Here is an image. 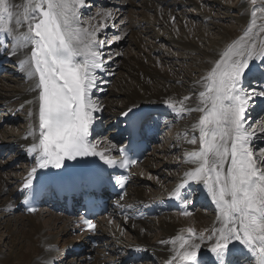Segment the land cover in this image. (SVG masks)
I'll use <instances>...</instances> for the list:
<instances>
[{
	"label": "snow or ice",
	"instance_id": "6c2138e0",
	"mask_svg": "<svg viewBox=\"0 0 264 264\" xmlns=\"http://www.w3.org/2000/svg\"><path fill=\"white\" fill-rule=\"evenodd\" d=\"M84 5L85 0H26L20 13L13 11L16 5L11 0H0V33L12 42L9 54L25 50L26 58L19 64L27 68L30 77L38 76L39 136L30 151L36 154L40 169L49 164L60 168L66 158L89 155L121 168L136 163L126 155L119 161L110 159L97 152L89 140L93 113L101 110L90 92L96 87L98 70L104 66L99 49L106 42L97 39L99 29L89 31L81 26L79 13ZM251 33L252 27L246 36ZM241 40V44L234 41L227 46L206 78L205 90L199 93L202 107L184 109V101L190 99L184 97L177 109L203 113L198 121L200 149L188 156L197 166L185 173L186 179L175 189V197L188 203L181 195L182 189L190 182H200L216 203L222 227L214 228L207 237L214 240L208 250L215 264H230L232 242H239L255 254L257 264H264V169L258 165L264 160L250 147L254 133L245 121L252 101L257 96L264 98V91L242 86L251 62L257 56L264 60V39L259 43L255 38ZM169 106L176 108L174 103ZM130 112L132 108L122 114ZM189 142L196 144V137ZM35 172L33 168L26 188L32 185ZM116 183L123 187L120 180ZM83 224L89 230L95 229L91 220L85 219ZM187 232L189 238L178 236L172 241L178 246L168 264H201V244L192 239L196 236L194 229L188 228ZM199 239L203 241L204 235L200 234Z\"/></svg>",
	"mask_w": 264,
	"mask_h": 264
},
{
	"label": "bare ground",
	"instance_id": "6f19581e",
	"mask_svg": "<svg viewBox=\"0 0 264 264\" xmlns=\"http://www.w3.org/2000/svg\"><path fill=\"white\" fill-rule=\"evenodd\" d=\"M178 1H180L181 5L190 3L196 8L200 6V0ZM25 2L26 0H11V3L16 5L13 11L22 13L23 5ZM116 3H126L129 7V9H125V11L123 12L116 9L115 14L113 15V18L115 17L119 21V23L125 22L126 24H123L119 32L124 35L127 32V29L132 28V31L129 34H132L133 36L134 46L137 47L140 51H143V57L135 59V56L133 55L131 57L130 54L131 58H125L126 60L135 59L134 62L130 63V81H132V83H130L129 85L127 84V87L125 89L113 91L114 94H121L126 100V103L124 105L117 104L115 105V107H113V109L109 107L111 104H109L108 102H104L105 97L101 96V94H103L101 91L107 81L104 80L101 73L97 72L98 80L96 82V87H94L90 92L92 100L95 101L101 108L100 111L96 112L97 115H101L102 110L109 109V111L114 115L113 121L118 124H120L122 122V119L125 117V115H123L122 113L127 112L129 108H132V111H136L143 109H138L137 107L146 106L144 110L151 112L153 115H155L156 113L160 115L168 111L177 115V109L180 108V101L183 100L184 97H190L189 100L184 101L185 109H195L198 106L202 107V105H200L199 93L205 90V86L207 84L206 78L214 68L216 61L220 59L221 55L226 50L227 44L231 43V39L235 35L233 30L229 28L224 29L221 34L222 36L220 38H217L219 39L218 42H214V44L209 45V48L206 49L193 38V36H195V33H193V35L191 36L192 27L189 22L187 26L184 27L183 32L180 35H173L172 32L174 31L172 30V28L170 29V22L176 15L168 9L169 7L167 8V6L170 4L168 3V0H117ZM111 4H115V0H102V2H99V6L103 5L105 6V8L96 6L94 13L90 15L91 17H86L87 21L84 22V26H81L87 28L89 31H96L97 29L100 30L101 28H103L106 25L107 21L110 20V15L106 14L110 13L109 6ZM139 5L141 6V10L137 11L135 8L139 7ZM152 11H154L155 15L151 16V18H153V21H156L157 24L162 23L166 25L165 29L168 30L169 40L175 43L174 45L189 53H198L199 55L196 57H190L198 59V67L200 70L199 75H201V78L198 79L196 77L190 76L188 79L189 83H187L186 85L187 89L182 88L183 93H181L182 91H180L177 87L169 86L167 85L168 83L165 84L162 81V83L160 82V80H166L167 82V80L172 79L173 76L179 75L175 73L174 75H172L173 70H171V72L170 70H161L157 64V58H149V52L145 51V49L143 48V43L140 41L138 32L141 30H139L140 27L137 26V24H139L141 21L147 22V20H149L150 18L151 13H153ZM125 12H127L126 15L128 19H134L135 21H137V23L133 21L129 22V20L126 21V19L124 18ZM199 14H201L203 18H207L208 15L207 12H203L201 10L199 11ZM239 19L245 23H252L253 16H251L250 12L243 11ZM179 20L182 24H185V21L183 19ZM255 23L257 22L255 21ZM135 26L138 27V32L135 31ZM102 30L97 31V34L101 33ZM261 30L262 29L259 26H256L254 29H252V33L249 34V36L244 35L243 37L245 38V40L255 38L257 40V43H259L260 40L264 39V32ZM261 33L262 36H260ZM158 37L159 36H157V38ZM241 38H239L235 42L237 44L243 43ZM0 40H6L10 44L9 48H7L3 43L0 44V66L4 65L6 63L5 61H9V63H12L11 66L13 70H15L16 74H18L19 76V81L17 82V85L14 87V89H12V92L9 96L17 98L19 101V106L23 105V111L26 113L25 116L23 115L25 119V131L21 133L15 132L11 140H9L10 142H2H4V146H7L9 148H11L10 146H13L15 144L17 146H19L20 144H24V146L26 147V152L32 154L33 156V163L32 165L25 168L26 170L24 171V175L22 177H20V175L16 177V186L14 185L15 188H8L7 183L3 181V175L0 171V230L6 231V236L0 241V264H64V261L67 260V257L64 260L63 258L67 256L66 252L68 250L66 249L65 253L61 255V251L63 249L59 248L58 251H56V249L57 247L68 245L75 240L76 242H74L73 244L81 242V245L85 247V249L83 251H80L81 253L78 254V264H112L111 259H108L106 257L102 258L104 248H94L93 250L89 248V244L87 243L88 237L87 235H85V233L73 237L69 236L71 234L73 226L70 218L64 216V214H55L54 212L49 211L47 207H44L41 210L42 213L37 212L31 215H22L18 213L16 218L10 216L15 203L18 201V198L15 196L17 190L25 186L29 178V174L32 172L33 168H36V172L33 174L32 180L37 175H39L40 172V168L37 167L35 160L36 154L30 151L31 145H33L34 143H38L37 108L39 105V90L35 88V83L38 80V76L30 77L27 68L25 67L22 69L19 64L20 60L26 58L24 54L25 50H21L20 53L9 54V51H11L12 49V42L2 33H0ZM113 40L116 39L113 38ZM123 40H126V38L124 37ZM201 40H203V37H201ZM112 46H110V48ZM122 53H124V51H121V49L115 47V49H113V52L111 51L112 55L109 56L111 58L109 59L108 57V60L104 62L103 66V69L109 71V73L107 74H113L116 76V78L111 82L112 86L114 87L120 86L124 83V79L123 81L121 80L119 82L118 78L120 73L119 68L122 65V63L119 62L126 56ZM261 59V57L257 56L254 61L251 62V70L245 74L242 81L243 88L245 86H249L250 83L247 82V78H249L250 76L257 77L258 75H262L264 77V72L261 68ZM116 60H118L119 62ZM109 65L110 68H108ZM150 78H159L160 80L157 79L158 81L153 82L156 83V85H148V80ZM5 86L6 84L0 82V105L3 103H7L9 99L8 95L3 92ZM257 100H264V98L257 96ZM173 103L176 105V108L169 106ZM258 103L259 102L254 103L252 101L251 109H254V112L252 114L256 112L257 108H261ZM6 110H8L9 112L15 111L11 104H9L8 106L6 104ZM29 112L32 113L31 116H29ZM193 112L196 118L193 121L190 129L198 131V121L203 113L199 111ZM258 114H260V112ZM257 115H255L254 118ZM15 118L16 117L13 116L9 120H15ZM104 126L106 127L105 123ZM246 126H248V123H246ZM248 128H252L249 129V131L254 133V135L251 136L250 140L253 139L254 136H256L257 139L255 143L259 144V149H262V153L260 152L259 155L261 156L260 158H263L262 160H264V148L260 147L262 143H264V118L256 122L253 126H248ZM112 132L113 131L110 132V139H102L99 136L100 134H98V137H95L92 141L93 144L96 145V151L102 152L108 157L112 155L113 148L116 145L115 143L117 142V135H114L115 132L112 135ZM29 133H31V135ZM2 136L5 138V135ZM184 148H186L182 156L184 172L181 174V176L175 179L168 191H165V188L167 186L163 184L164 181L166 182L167 178L160 184L161 190L159 192V195L162 196L160 200L168 199V202L172 205L173 208H181L180 205L183 200L177 199L175 197V189L182 183L184 179H186L185 173L193 170L197 166L190 159H188V156L190 153L198 151L200 149V146L198 148L190 147L186 141ZM28 153H26L27 156L30 155ZM146 158L142 162V164L144 163L143 169L151 170L156 168L155 166H153L151 158ZM3 165V163H0V168ZM139 165L141 164H136L132 169V181L128 186L130 189L128 188V191H126L124 201L126 203L129 202L141 206V209H143V207L149 208V206L155 209L157 204H151V202L154 201L151 200L153 198L144 191V186L141 185L143 180H140L141 174L139 171H137ZM138 182H140V184ZM191 185L197 186L198 189L194 188L193 192H195L196 197H198V195H201V198L200 200L196 198L197 200L195 201L198 204L195 207L196 210L194 208V212L192 214H189L188 208L190 200L191 197H194V195H191V193L188 192V190L191 188ZM181 195L185 197L187 201H189L188 203H185L187 205V215L180 211L177 213L171 211L161 213L160 216L162 217L156 218L158 233H156L155 231L156 234L152 235L155 236L153 240H151V235L149 236V233H147V231L151 228H155V224H149V220L147 219V217L138 221H133L132 219L125 221L120 217H116V220H114L116 227H113L114 225L111 224L112 220L102 217L100 219V222L98 223V226L99 235L103 239L105 249L109 252L114 251V253H116L121 258V260H123L124 255L128 254L127 248L130 249V247L134 248L141 246L145 250L141 251L143 254V258L138 262V264H149L146 262H142L143 260L147 259V257L149 259L154 258L157 262H159V264H168V261L172 258V256L175 255V247L178 246H174L172 244V241L178 236L189 238L187 229L192 228L196 233V236L192 239L195 243L201 244L200 259L205 260L202 262V264H206V261L215 262L214 257L208 250L211 247L212 243H214V240L210 241L207 239V237L214 228L219 229L220 227H222L221 221L218 220L219 211L216 203L208 194L207 189L205 188L203 183L200 182H190L185 187V189H182ZM202 204L213 205V214L207 215V212H203L200 206ZM159 209L160 208H158V210ZM42 218H46L48 227H45L39 221ZM123 230L126 231L123 232ZM200 234H203L205 237L203 241L199 239ZM1 245H3V247H1ZM3 248H5V250ZM230 248L232 256L238 257L239 255H243V261L240 260L239 264H257L258 258L255 256V254L250 253L249 250L246 247L242 246L239 242H232L230 244ZM86 253L90 254L91 259L86 258ZM74 258L77 257L71 258L70 264L77 263V260H74Z\"/></svg>",
	"mask_w": 264,
	"mask_h": 264
},
{
	"label": "rangeland",
	"instance_id": "374dc122",
	"mask_svg": "<svg viewBox=\"0 0 264 264\" xmlns=\"http://www.w3.org/2000/svg\"><path fill=\"white\" fill-rule=\"evenodd\" d=\"M101 1L102 0H85V5L80 9V13H79L82 26H84L83 25L84 22L87 21L86 16L87 18L91 17L90 15L94 13L96 6L105 8V6L103 5L99 6V2ZM116 2L117 0H115V4H111L109 6L110 20L107 21L106 25L99 30L101 31L103 29L102 32L97 34L98 40H104L106 42L104 47L100 49V51L103 53L102 59L104 62H106L108 60V57L112 55L111 51L113 52V49H115V47L121 49V51H124V53L122 54L126 55L123 59H121L120 62L116 60L119 63H122V65L119 68L120 73H119L118 78H119V82L121 80L123 81L124 79V83L120 86H116V87L112 86L111 82L112 80L116 78V76L111 74L110 80H108L106 83L107 86H105L106 84L103 86L104 92H103V95L101 94V96L105 97L104 102H108L109 104H111L109 107L112 109L117 104L124 105L126 103L125 98L121 94H114L113 91L125 89L127 87V84L129 85L130 83H132V81H130L131 80L130 63L134 62L136 58L143 57L142 55L143 51H140L137 47L134 46L133 36L132 34H129L131 33V31H127L124 35H122L119 32L121 30L120 28L123 25L122 23H119V21L115 17L113 18V15L115 14L116 9H117ZM168 3L170 4L167 6V8L169 7L168 9L171 10L173 14L176 15L175 17L172 18L170 22V29L172 28V30L174 31L172 32L173 35L175 36L180 35L183 32L184 27H186L189 22V24L192 27L191 36L193 35V33H195V36H193V38L196 41H198L202 47H205L206 49L209 48L208 47L209 45L214 44V42H218L219 39L217 38H220L222 36L221 35L222 31L227 28L233 30L235 34L232 37L230 44H232V42L246 35V31L250 27L254 29L256 26H259L262 30H264V0H255V6L253 5V0H200V6L198 8L194 7V5L190 3H186V5H181L180 1L178 0H168ZM135 9L137 11H140L141 6L139 5V7ZM200 10L203 12H207L208 14L207 18H203L201 14H199ZM243 11H248L251 13V16H253V21H252L253 24L242 22L239 19ZM152 12L154 13V11ZM153 13H151L150 15V18H149L150 22L149 20H147V22L141 21L139 24H137V26L140 27L139 30L141 31L138 30L137 26H136L135 31L137 32L139 31L138 34L140 36V41L143 43V48L145 49V51L149 52V55H150L149 58H153V59L157 58L156 61L161 70L163 71L170 70V72L171 70H173L172 75H174L175 73V74H178L179 76L175 75L173 76L172 79L167 80V82L166 80H160L159 78H156V79L150 78L148 80V85H154V84L156 85V83H153V82H156L158 81L157 79H159L160 82L162 81L165 84L168 83L167 85L169 86L177 87L180 91H182L185 88L187 89L186 85L187 83H189L188 79L190 76L196 77L198 79L201 78V75H199L200 70L198 67L199 61L198 59L192 58V57H196L199 55L198 53L197 54L189 53L181 48H178L176 45H174L175 43L169 40L168 30L165 29L166 25L162 23L157 24L156 21L154 22L153 21L154 19L151 18V16L155 15V13L154 14ZM124 15L127 16L125 13ZM179 19H183L185 21V24H182ZM254 20L257 23H255ZM132 21L137 23V21H135L134 19L130 20V22ZM157 36L159 37L157 38ZM260 36H262V33L260 34ZM124 37L126 38V40H123ZM201 37H203V40H201ZM113 38H115L116 40H113ZM230 44L228 43L227 46ZM112 45L115 47H113ZM110 46L112 47L110 48ZM130 54H131V57L134 55L135 59L126 60L125 58H129ZM5 62H6L4 64L5 67H3L0 70V82L6 84L3 92H5V94L8 95L9 99L7 103H3L4 105L0 106V142H1L0 145H3L4 142L11 140L15 132L21 133L25 131L26 129L25 119H24V116L26 115V113L23 110H21L20 112H17V116L13 115V113L6 110V104L7 106L11 104V106L15 110H17V108L21 106H19V101L17 98L9 96L12 92V89H14V87L17 85V82L19 81V76L18 74H16V71L13 70L11 66L12 63H9V61H5ZM108 68H110V65ZM261 68H262V71L264 72V60L262 59H261ZM188 70H189V73H188ZM247 82H249L250 84L249 86H245L244 89L246 90L256 89L257 92L264 91L263 90L264 89V77L262 75H258L257 77L250 76L249 78H247ZM181 93H183V91ZM137 108L138 109L146 108V106L137 107ZM250 109L251 107L248 110V113L245 117V121L246 123H248V126L251 127L256 122L264 118V108H263V111H261L262 108H260V111H261L260 113L262 112L263 113L258 114L255 118L253 115H251ZM104 110H102L104 113L103 122L107 126L108 122L111 123V121L114 120V115L109 111V109L107 110L104 109ZM177 112L178 114L176 116L178 118L177 117L165 118L166 120L164 122H167V124H165L166 128L162 136V142L160 144H157L155 146V150H152L146 158V159L151 158V161L153 162V166H155L156 168L151 169V170H148V169L145 170L143 169L144 163L143 164L141 163V165H139V167L137 168L138 169L137 171H139L141 174L140 180H143L141 185L144 186V191L148 195H150L154 200L156 198L160 199L162 197L161 195H159V192L161 190L160 184L162 183L163 180L167 178L166 182L164 181L163 184L167 186L165 188V191H168L171 188L172 183L175 181V179L181 176V174L184 172L182 156H183L184 151L186 150V148H184L185 142L187 141V144H189L190 147L198 148L200 146L199 130L195 131V130L190 129L193 121L196 118L194 112L186 111V110L177 111ZM171 114L173 113L171 112ZM11 115L16 117L15 120H9L10 119L9 117ZM249 129H252V128H249ZM2 135H5V138ZM110 135L109 133L104 132L102 136L100 135L99 136L102 139H110L111 138ZM194 136L197 139L196 144H192L189 142L193 139ZM255 142H256V136H254L253 139L250 140V147L252 148L254 154L260 158L261 156L259 155V153L260 152L262 153V149H259L258 146H256L257 144ZM260 147L264 148V143H262ZM4 148H6L7 150L9 149V147L7 146H4ZM7 150H4V152L1 153L0 162L3 163L4 165L0 168V171H1V174L3 175V181L7 183V186L9 189H12V188H15L14 185L16 186V177H18L19 175L20 177H22L24 175V171L26 170L25 168H27L28 166L25 167L26 165H23L26 163H23V161H21L23 156H19L18 152L16 151L15 146L11 150H8V151ZM13 155H16L18 157V160L17 158L10 159V157ZM152 155H155V156H152ZM262 159L260 158V160ZM20 162H22L23 164L20 165ZM258 165L261 169H264L263 163H259L258 161ZM138 183L140 184V182ZM201 210H203V212L204 211L207 212V215H209V214H213L214 209L209 207L208 205H203L201 206ZM38 213H42V211ZM10 216L16 218L17 215L16 213H11ZM157 217L160 218L162 216H157ZM157 217L155 216V218L152 217L148 219L149 224L151 225L155 224V228H151L147 231V233H149V236L151 235L150 236V238H152L151 240L155 238V236H152V235H155L156 233H158V226L156 225ZM39 221L45 227H48V224L46 223V218H42ZM111 224L114 225L113 227H116V224L114 222ZM3 231L4 230H0V241L6 236L5 235L6 231L4 232ZM124 231L126 230H123V232ZM69 236L72 237V234H70ZM74 242H76V240ZM74 242H71L65 246L67 247L73 244ZM65 246L59 247L63 249L61 251L62 252L61 255L65 253V250H66ZM1 247H3V245H1ZM3 249L5 250V248ZM80 253L81 252H79L78 254ZM78 254L67 256V260L64 261V264H70V260L73 257H77V258H74V260H77V263L75 262L74 263L78 264L79 262ZM148 260L149 259H145V262H148ZM240 260H242V258ZM149 264H158V262L155 259L154 260L151 259Z\"/></svg>",
	"mask_w": 264,
	"mask_h": 264
}]
</instances>
